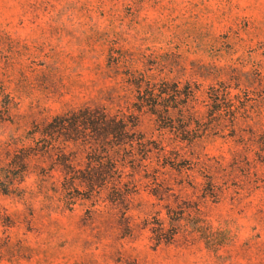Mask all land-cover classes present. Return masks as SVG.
Listing matches in <instances>:
<instances>
[{
	"label": "rangeland",
	"instance_id": "obj_1",
	"mask_svg": "<svg viewBox=\"0 0 264 264\" xmlns=\"http://www.w3.org/2000/svg\"><path fill=\"white\" fill-rule=\"evenodd\" d=\"M0 264H264V0H0Z\"/></svg>",
	"mask_w": 264,
	"mask_h": 264
}]
</instances>
